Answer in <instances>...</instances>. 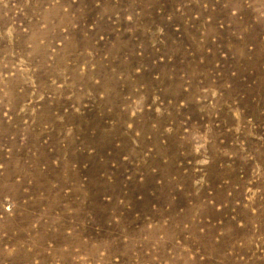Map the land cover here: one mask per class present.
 <instances>
[{"label": "rangeland", "instance_id": "1", "mask_svg": "<svg viewBox=\"0 0 264 264\" xmlns=\"http://www.w3.org/2000/svg\"><path fill=\"white\" fill-rule=\"evenodd\" d=\"M0 264H264V0H0Z\"/></svg>", "mask_w": 264, "mask_h": 264}]
</instances>
